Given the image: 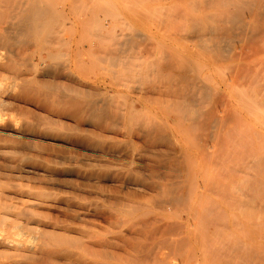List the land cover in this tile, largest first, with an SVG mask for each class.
<instances>
[{
    "label": "bare ground",
    "instance_id": "6f19581e",
    "mask_svg": "<svg viewBox=\"0 0 264 264\" xmlns=\"http://www.w3.org/2000/svg\"><path fill=\"white\" fill-rule=\"evenodd\" d=\"M53 1L0 0V248L33 244L17 256L27 264H205L210 254L217 264H264L262 179V195L244 205L254 216L230 224L240 204L229 183L226 90L189 59L140 48L136 30L104 43L84 35L79 15L75 34H62L75 3L57 13ZM205 1L164 16L183 21L185 40L219 55L215 64L239 38L245 53L229 61L264 52V0ZM212 3L226 8L219 18L206 12ZM256 74L241 67L232 78L248 114L264 110ZM230 232L236 240L212 247Z\"/></svg>",
    "mask_w": 264,
    "mask_h": 264
},
{
    "label": "rangeland",
    "instance_id": "374dc122",
    "mask_svg": "<svg viewBox=\"0 0 264 264\" xmlns=\"http://www.w3.org/2000/svg\"><path fill=\"white\" fill-rule=\"evenodd\" d=\"M68 1H70V0H54L53 1L56 5H58V6H56V7H58V9L55 8L58 10V11L56 10L57 13L60 12L59 10H61V8L63 6H65ZM86 1L85 0H75V1L73 0V2L71 4L75 3V6H73V7H66L65 6L66 8H64V9L70 8V10H68L69 18L64 19L63 20L64 22L61 21L62 24L59 26L62 34H67V35H74L75 34V30L77 29V26L79 25L78 24L79 22L76 21V19L79 17V15L81 17L85 15L84 17L86 19V23L84 26V31H85L84 35H87L86 37L91 38V39L95 38L96 35H98L100 37L102 36V37H104V39H103L104 43H107L108 39H110L112 37H116L117 33H120V34L124 33V32L133 33L136 30L138 35L139 34L142 35V38L140 37V39L141 40L143 39V41L140 40V42H141L140 43L141 46L139 44L140 48H142V46H143V48H145L146 44L149 45L146 48H150V50H151V48L153 47L154 48V49H152L153 51H159L160 49L163 48L164 51H166V52H168L174 56V60L176 63H180V64L183 61H185L186 59H189V63L192 67L197 68V69L205 72L206 74L210 75L212 77V79L214 80V82H216V84L220 87V89L221 90L225 89L226 92L229 94L230 103H229L228 114H227V116L230 117V123L228 126V130L230 131V139L228 142L229 151H230L229 158H228L229 173H230L229 183H230V191H231L232 195L233 196L236 195L235 197H233V196L232 197L238 202V204H240V205L237 204L238 206L234 205V208H236V210L232 211V209H234V208L233 207L231 208V211L232 212L235 211L236 215L234 213H230L233 217L235 215L234 219L230 215L231 216L230 219L232 220V221H230V224H233V222L235 224V222H238L239 220H240L239 222H241V221L243 222V219H245L244 223H246V221H249V219L254 216V212L252 210L248 211L251 209L248 206V205H250L249 200L252 197H254L255 194L259 196V194L261 193V195H262V192L264 191V189H263L264 187L262 188L263 191H262V189H260L263 186L261 184H264V182H263L264 181V166H263L264 165V110L257 108V109H255L257 112L253 111L254 113L248 114L251 111L250 112H249V110L247 111V106H248L246 104V103H248L247 95L245 93H243L244 91L240 87H237L232 83V78L237 74L238 70L241 69V67H246L249 70V72H251V71L255 72V73L257 72V74H256L257 77L262 76V78H263L264 77V52L261 53L260 55H252L249 58L247 57L246 60L242 59L239 62V64H237L236 62H233V61H229L230 59H228L229 58L228 55L230 56L233 53L234 54H237V53H243L244 54L245 53V51H244L245 48H242V47L246 46V44L245 43L243 44L244 41L241 38H239V39L235 40V42L238 44H236L234 42V40L230 43H225V45L223 44L224 50L222 49V52L225 54L226 59H228V60L225 59V60H222V61L218 62L217 64H215V62L212 59L215 56L219 57V55L205 53L207 51L205 49H202L203 47L202 48L199 47L200 46L199 42L197 41L198 42V44H197V42L195 40H193L194 37L189 33L186 34V37H188V38H187V40H185V35L183 33V30H185V27H184L185 23L183 21H177L180 19L174 20L172 18H167L166 16H164V13L168 12L169 6L170 7L176 6V7H174L175 11H182L183 9H185L189 6L188 4H194L195 0L194 1L193 0L192 1H189V0L188 1L187 0L186 1L185 0H179L178 1L177 0L179 2L178 4H175L176 0L175 1L165 0L164 3H161L162 0H160V1L155 0L156 2H154L153 0L151 1L154 3L159 2L158 5L154 4V3H152V5H151V2H149V0H95V1L94 0H86ZM198 1L199 0H197L195 3H198ZM204 1L205 0H200L197 5L204 4L203 3ZM207 1L209 3L211 0H206L205 2H207ZM129 2L131 3V5H129L130 4ZM139 2L140 3L142 2V3L139 4ZM170 2H172V3H170ZM200 2H202V3H200ZM169 3H170V5H169ZM180 3H183L185 8H183L184 7L183 4L180 5ZM126 4L128 6H126ZM135 5H138V6L141 5V6L139 8L134 7V9H135L134 10L133 6H135ZM220 6H219V4H213L212 3L211 6H209L206 9V12L208 14L213 13L212 15H215L217 18H219L220 14L224 11V9H226V8H224V6H222L223 9H221ZM170 7H169V10H170ZM177 7H178V9H176ZM263 8H264V6H263ZM136 9H139V10H136ZM212 9H214V12ZM173 11L174 10L172 9L171 12H173ZM220 11H222V12L220 13ZM147 12H149V13L155 12V13L150 15V14H146ZM92 13H94V14L92 15ZM138 13L140 15H138ZM216 13L217 14L219 13L218 14L219 16H217ZM90 16H92V17H90ZM155 16H156V19H155ZM140 17H142V18H140ZM152 17H153V19H151ZM160 17H161V19H160ZM162 17H164V18L162 19ZM121 18H123L124 20ZM157 19H159V20H157ZM166 19H169V20H166ZM170 19H172V21ZM164 22L169 23V24H165ZM175 28H177V29H175ZM181 29H182V31H181ZM177 31H178V34L176 33ZM174 32H175L174 35L177 38L174 37V35H173ZM180 32L183 33L184 37L182 36V33H180ZM179 33L181 36L179 35ZM176 34L179 35L180 38ZM188 34H189V36H188ZM189 37L192 41L189 39ZM240 40L242 41V43L239 42ZM239 43L243 44V45H240ZM143 44L145 45V47ZM234 44H235V46H234ZM226 46H227V48H226ZM229 47H230V49H228ZM231 47H233V49ZM41 48H42L41 44L40 45L39 44H33L31 46L30 52L34 53V54H37L39 52L44 53ZM67 48H65L61 51L64 58H68V56H67L68 52L71 53V51H72L71 46H68ZM226 51H227V53H225ZM255 54H258V53H255ZM247 66H249V68ZM259 79H260V77H259ZM263 80H264V78L260 79L259 83H262V82L264 83ZM237 91L238 92L241 91L244 95H242L241 93L237 94ZM237 96H239L240 101L242 100V101L246 102L245 103L246 105H244V102H239V99L237 98ZM257 161H258V163H257ZM216 175H217V173H216ZM256 179L259 181L262 179V181H260L261 184ZM250 180L253 183H251V182L249 183ZM248 183L251 184L252 187H251V185L249 187ZM254 183L260 184V185H258V184H255V185L260 186V187H257V191L259 189L261 191L260 190H259V192L255 191L256 188L254 190H251V188L253 189L255 187V185H253ZM237 187H239V188L236 190ZM245 188H247V189H245ZM238 190H240V193H237ZM251 194H254V195H251ZM236 197H239V198H236ZM247 198H248V200L246 201ZM247 202H248V204H247ZM244 205L248 206L250 209L248 207H245ZM241 207L245 211L243 209H241ZM241 212H242V214H241ZM246 213L247 214L249 213L250 215L248 214L249 215L248 216ZM243 214H244V216H243ZM242 216H243V219H241ZM247 216H248V218H247ZM236 218H237V220H236ZM237 227L239 228V229L237 228V231L241 230V231H238V233H241L243 231L242 230L243 228L241 229L240 226H237ZM235 231H233L232 233H235ZM232 233L230 232V233H228L229 235L227 234L226 236H222L223 237L222 239L220 237L221 243H220L219 238H218L216 240V242L218 241V243L213 244L214 246H212V247L214 248L216 246L224 245L226 243L224 241V239H227V238H229V239H227L228 242L230 240L231 242H229V243H232L234 240H236V238H234L233 241L230 239L233 237V236L231 237ZM238 233H236V234H238ZM236 237H237V239H238V237L240 238V234H239V236L237 235ZM222 242L224 244H222ZM218 244H221V245H218ZM28 245H25V246L17 245V246H20V248L17 246H12L10 248H6V247L0 248V252H2V251L5 252V253L2 252L3 254H0V264H8V263L17 264L18 262L25 264L27 261L21 260L18 257H19L20 253L22 254L21 251L24 250V247L25 248L26 247H30V248L33 247V244L32 245L28 244ZM6 252H7V255L5 256ZM17 252H19V253H17ZM11 253L13 256L12 257L13 261L9 259V258H11V255L8 256V254H11ZM14 253L16 256L14 255ZM210 255H211L210 257L212 259H210L207 255L206 256L207 262H205V264H207V263L213 264L214 263L213 261H215V260L213 258V254H210ZM7 256H8V259H6ZM20 258H21V256H20ZM208 258H209V260H208ZM22 259H24V258H22ZM206 259H205V261H206ZM203 261H204V259L200 260L199 261L200 263L198 262V264H201ZM208 261H210V262H208ZM177 262L179 264H181V261H176V262L174 261L172 263L178 264ZM116 264H125V263L117 261ZM191 264H195V263L192 262ZM215 264H217L216 261H215ZM218 264H220V263H218Z\"/></svg>",
    "mask_w": 264,
    "mask_h": 264
}]
</instances>
